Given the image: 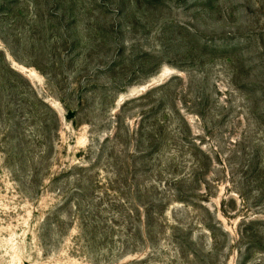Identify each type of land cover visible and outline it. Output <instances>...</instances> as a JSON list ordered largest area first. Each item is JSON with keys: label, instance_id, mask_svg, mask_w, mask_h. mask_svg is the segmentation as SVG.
I'll list each match as a JSON object with an SVG mask.
<instances>
[{"label": "rangeland", "instance_id": "rangeland-1", "mask_svg": "<svg viewBox=\"0 0 264 264\" xmlns=\"http://www.w3.org/2000/svg\"><path fill=\"white\" fill-rule=\"evenodd\" d=\"M0 264H264V0H0Z\"/></svg>", "mask_w": 264, "mask_h": 264}]
</instances>
